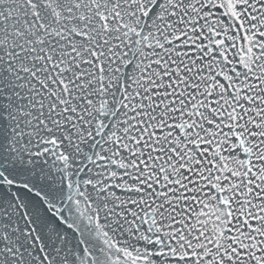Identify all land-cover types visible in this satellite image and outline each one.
Listing matches in <instances>:
<instances>
[{"label":"snow or ice","instance_id":"obj_1","mask_svg":"<svg viewBox=\"0 0 264 264\" xmlns=\"http://www.w3.org/2000/svg\"><path fill=\"white\" fill-rule=\"evenodd\" d=\"M0 264H264V0H0Z\"/></svg>","mask_w":264,"mask_h":264}]
</instances>
